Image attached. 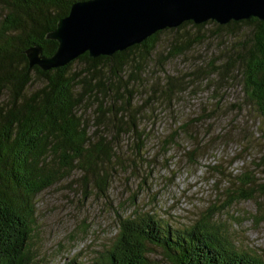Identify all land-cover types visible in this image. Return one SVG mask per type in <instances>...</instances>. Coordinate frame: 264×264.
<instances>
[{"label": "trees", "instance_id": "trees-1", "mask_svg": "<svg viewBox=\"0 0 264 264\" xmlns=\"http://www.w3.org/2000/svg\"><path fill=\"white\" fill-rule=\"evenodd\" d=\"M74 1L0 0V264H35L29 242L37 193L75 170L81 171L86 187L91 179L96 189L106 192L118 137L125 129L137 132L133 72H142L164 30L178 31L188 24L200 28L213 21L185 20L111 55L91 57L85 51L59 67L30 66L24 49L38 45L42 54H52L57 41L45 34ZM216 26L249 29L250 41L241 42L220 66L227 77L232 71V77L240 74L244 97L264 119V20L252 16ZM196 40L179 38L181 43L172 42L164 57L182 53ZM75 63L82 67L72 69ZM171 78L164 93L180 83ZM34 82L38 86L31 87ZM260 128L264 144V121ZM137 135L139 148L143 133ZM255 165L264 167V148ZM255 177V171H245L227 203L264 192V178ZM209 218L191 228H171L150 213L122 216L102 264H155L148 256L149 243L162 249L168 264H264L235 247ZM63 264L82 263L71 258Z\"/></svg>", "mask_w": 264, "mask_h": 264}, {"label": "rangeland", "instance_id": "rangeland-1", "mask_svg": "<svg viewBox=\"0 0 264 264\" xmlns=\"http://www.w3.org/2000/svg\"><path fill=\"white\" fill-rule=\"evenodd\" d=\"M216 23L164 30L142 72H133L137 132L125 129L118 137L105 193L91 179L86 187L75 170L35 195L29 242L35 264L71 258L102 264L120 217L136 213H150L171 228H191L209 216L235 247L264 261V192L227 203L245 171H255L257 181L264 178V167L255 165L264 148V119L244 97L240 74L227 77L220 66L251 33L244 26L219 29ZM181 37L197 40L165 58ZM170 78L180 83L164 93ZM139 132L144 143L138 148ZM149 247L155 264H168L160 247Z\"/></svg>", "mask_w": 264, "mask_h": 264}, {"label": "water", "instance_id": "water-1", "mask_svg": "<svg viewBox=\"0 0 264 264\" xmlns=\"http://www.w3.org/2000/svg\"><path fill=\"white\" fill-rule=\"evenodd\" d=\"M252 16L264 20V0H76L45 34L57 41L52 54H42L38 45L24 50L30 66L47 70L85 51L91 57L111 55L185 20L225 24Z\"/></svg>", "mask_w": 264, "mask_h": 264}]
</instances>
